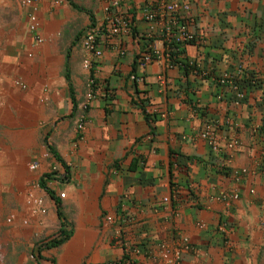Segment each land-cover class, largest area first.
Instances as JSON below:
<instances>
[{
	"label": "crops",
	"instance_id": "obj_1",
	"mask_svg": "<svg viewBox=\"0 0 264 264\" xmlns=\"http://www.w3.org/2000/svg\"><path fill=\"white\" fill-rule=\"evenodd\" d=\"M146 1L0 0V264H163L183 236L177 264H264V0H185L197 40L141 66L163 26ZM114 14L132 29L114 34Z\"/></svg>",
	"mask_w": 264,
	"mask_h": 264
},
{
	"label": "built area",
	"instance_id": "obj_2",
	"mask_svg": "<svg viewBox=\"0 0 264 264\" xmlns=\"http://www.w3.org/2000/svg\"><path fill=\"white\" fill-rule=\"evenodd\" d=\"M38 0H24L25 4L34 5ZM62 0H56V2H61ZM126 0H109L110 6L118 7ZM109 7H107L108 9ZM142 12L144 18L153 23H162V28L157 37L148 45L147 52L141 57L140 65L146 66L153 58L161 54V48L163 46L171 45H181L184 43H190L197 40V35L189 27V15L191 13V4L185 0H147L142 7ZM31 24L30 31L34 33L37 32L39 24L36 15L33 13L30 16ZM110 28L114 34H120L122 32H127L132 29L131 18L126 15L114 14L109 17ZM98 38L99 30L95 26L89 27L87 32L82 36V41L85 47L94 52L97 56L101 55L102 51L98 48ZM38 39L41 38L38 36ZM221 84H226L227 82L233 81L232 75L225 74L219 78ZM244 93L239 91L237 93V101L241 102L245 97ZM95 97L94 81H89L87 84V91L85 94V99L78 104V109L81 110L78 115V128L83 129L85 125V120L87 118V109L93 98ZM216 124L214 122H207L205 128L202 130V137L207 140L211 148L215 150H220L222 148L218 139L216 138ZM241 146L239 139H232L226 143V148L234 149ZM40 162L34 160L30 164V168L35 170L39 168ZM56 169V168H55ZM65 192H61L59 196L64 198ZM237 197V194H235ZM42 201H38L41 203ZM45 211L43 207L40 208ZM10 220V219H9ZM55 232L49 237H44L38 243V249L41 250L47 247V243L52 240L60 239L63 237L62 234ZM193 243L187 236H183L181 239V244L176 249L171 250L167 247H161L160 256L162 258L163 264H177L181 259L182 253L185 251L193 250ZM135 252L140 253L139 249ZM104 264H129L128 259H117L109 261Z\"/></svg>",
	"mask_w": 264,
	"mask_h": 264
},
{
	"label": "trees",
	"instance_id": "obj_3",
	"mask_svg": "<svg viewBox=\"0 0 264 264\" xmlns=\"http://www.w3.org/2000/svg\"><path fill=\"white\" fill-rule=\"evenodd\" d=\"M58 232H59L58 234H62L63 237H61L60 239H55V240L50 241L49 243H47L48 247L60 245L72 236V231L68 229H63V227L59 229Z\"/></svg>",
	"mask_w": 264,
	"mask_h": 264
},
{
	"label": "rangeland",
	"instance_id": "obj_4",
	"mask_svg": "<svg viewBox=\"0 0 264 264\" xmlns=\"http://www.w3.org/2000/svg\"><path fill=\"white\" fill-rule=\"evenodd\" d=\"M259 72H262V70H259ZM263 74V73H262ZM8 219V218H7Z\"/></svg>",
	"mask_w": 264,
	"mask_h": 264
}]
</instances>
